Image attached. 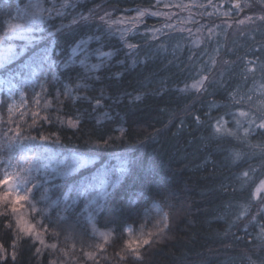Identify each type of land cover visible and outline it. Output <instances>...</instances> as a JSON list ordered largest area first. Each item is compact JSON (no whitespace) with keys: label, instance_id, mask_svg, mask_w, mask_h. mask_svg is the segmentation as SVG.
<instances>
[{"label":"trees","instance_id":"obj_1","mask_svg":"<svg viewBox=\"0 0 264 264\" xmlns=\"http://www.w3.org/2000/svg\"><path fill=\"white\" fill-rule=\"evenodd\" d=\"M29 1L0 0V32L15 20L8 13L18 17ZM41 1L42 32L32 35L36 47L24 58L43 50L49 32L56 33L49 51L54 48L59 61L81 39L102 32L104 51L114 53L91 74L98 79H85L78 61L54 69L55 78H40V96L53 110L47 120L20 123V139L36 137L58 160L96 150L90 168L66 178L50 175V201L59 199L62 207V193L79 180L122 162L120 157L131 161L95 214L96 226L115 235L105 249L109 260L99 264H264V195H252L264 180V134L256 127L264 120V0ZM143 11L170 16L148 15L135 23ZM82 84L88 90L74 91ZM36 90L25 89L28 99ZM100 90L104 107L94 111ZM6 106L0 107L4 121ZM42 109L46 114L48 108ZM105 111L111 119L103 118ZM80 203L77 212L59 211L44 222L53 237L49 245L21 232L10 213H0V264H57L54 243L65 252L91 250L95 239L82 223ZM130 228L160 230L130 253Z\"/></svg>","mask_w":264,"mask_h":264},{"label":"snow or ice","instance_id":"obj_2","mask_svg":"<svg viewBox=\"0 0 264 264\" xmlns=\"http://www.w3.org/2000/svg\"><path fill=\"white\" fill-rule=\"evenodd\" d=\"M235 7L239 8V5L237 4ZM141 15H143V13H141ZM8 16L10 19L20 18H13L11 13H8ZM261 18L264 19V17ZM101 19L103 20V17H101ZM241 23H243V21H241ZM0 24H2V22H0ZM31 31L32 29L25 27L22 23L7 24V30L3 35H0V42H4L5 40L19 41L20 44L17 46L15 62H9L7 64L0 63V73L10 74L15 79L17 77L24 78L25 73L28 72L33 78L42 77L46 82L47 77L49 76L55 78L54 69L58 70L61 67L68 68L70 66H74L78 61L79 65L84 69L85 79H98V77H93L91 74L99 72V70L105 66V62L110 61L111 57L114 55L111 51H104V42L107 34L102 32L100 35L91 36L87 40L81 39L72 49L71 56L66 57L63 61H59L53 58L54 55H56L55 49L53 48L51 52L49 51L52 40L56 37V33L49 32L48 39L43 41V50L40 55L33 60L32 64H28L24 59V56L28 51L36 47V38L30 35ZM57 31H59V29ZM93 42L99 45V47L92 48L90 45ZM128 47L132 48L133 45L128 44ZM59 55L63 56L64 53L61 52ZM93 57L96 58L98 63H90V60ZM196 86L197 85H193V87ZM80 90H88V85H78L77 89L74 91ZM100 91L101 95L95 98V104L92 105L94 111H99L104 107L102 103V101L105 100L103 95L104 90ZM67 94L72 95L71 92ZM84 99L88 98L84 97ZM108 99H111V97H108ZM139 99V96L135 97V100ZM240 115L246 116L247 113L241 112ZM103 118L111 119L107 111L103 112ZM196 120L198 121L199 117H196ZM77 123H79L78 118ZM219 123L220 121H217V124ZM251 123L256 124V121L252 120ZM69 125L74 126L72 121H69ZM256 127L262 130L261 134H264V120H261L260 123L256 124ZM216 131L219 132L220 127H217ZM247 133L248 130L246 129L245 134L247 135ZM17 138V143L15 145H10L6 150L5 155H7V159H0V169L3 170L2 173H0V206L13 214H17L22 206L27 205L32 212L42 216L43 220H47V215L38 209L37 205L48 204V201L50 200L49 193L52 191L53 181L50 180L46 174V169L41 168L38 154L35 163L28 168L19 167V161L17 164L12 163V160L16 159L17 148H19L20 153L23 155L25 148L29 151H32L33 149L46 150L47 146L35 143L37 138L31 136L30 134L23 137V139L30 142L28 144L19 142V133H17ZM104 143L107 144L108 141H104ZM96 155V150L91 149L86 154L73 156L71 158V169L76 170L77 168L86 167L94 163ZM238 155L239 154H237V156ZM118 159L122 161L119 165L112 168L105 167L102 174L89 178L87 181L73 186L62 193V202L64 205L62 212H73L81 199H84L87 202V205L93 213L98 211L102 197L108 195L109 189L115 187V185L120 182L121 175L128 170V165L131 164V161H127L124 157H120ZM243 175L248 176V172L243 173ZM262 191H264V180L259 182V185L256 187V191L252 195L258 196V194ZM73 193H75V195H73ZM139 198L142 200L143 194H141ZM135 199L136 197L134 196L127 202L128 211L134 210L133 204ZM60 203L61 200L58 199L54 206L59 208ZM58 219L63 220L64 218L63 216L58 215ZM90 221L91 217H89L86 223H89ZM19 223L20 222L18 221V224ZM41 228L45 231L47 230L44 227L43 222H41ZM33 230L34 225L31 227H20L21 232H26L29 235H31ZM37 235H39V233H37ZM39 242L41 244L43 243L42 240ZM150 242L151 241L148 239L142 241L145 245ZM133 244H135L136 247H139L141 241H133L129 243V247L132 248L133 252H135L136 247H133ZM52 247H55V245H52ZM37 252H39V249H37ZM138 258L139 257H137V259ZM14 259L15 255L13 254V260Z\"/></svg>","mask_w":264,"mask_h":264},{"label":"rangeland","instance_id":"obj_3","mask_svg":"<svg viewBox=\"0 0 264 264\" xmlns=\"http://www.w3.org/2000/svg\"><path fill=\"white\" fill-rule=\"evenodd\" d=\"M28 3L29 6L21 10V14L18 16L20 18H17L10 23L24 24L25 27L32 29V31L30 32V35L32 36L35 35L36 33L42 32V30L38 29L42 27V24L40 22L41 20L40 6L42 5V1L30 0ZM163 8L165 10L166 9L168 10L170 7L164 6ZM141 13H143V15H141ZM166 13L169 12L163 13L157 11H145V12L143 11L136 13L135 17L132 20L135 23L139 24L144 16L160 15L162 17L163 16L169 17L170 15ZM174 14H176V12ZM6 30L7 27L3 32H0V35H3ZM19 44H20L19 41L5 40L4 42H0V63H4V64H7L9 62L14 63L16 60L17 46ZM40 53L41 51H37L33 55L28 56L27 58L24 59L28 64H32L33 60H35L40 55ZM40 78L42 79V77L33 78L28 72L25 73L24 78L17 77L15 79L10 74L0 73V107L4 102L7 104L5 109V114L7 115V119L5 121L3 120V117L0 113V159H7V155H5L7 148L10 145H15L17 143V139H18L17 133L20 134V129H21L20 123L25 122L29 118H34V119L38 117L42 118L41 116H44V118L47 120L48 118L46 116L49 115L48 112L53 110L51 107H49L48 104L49 101H47L45 97L40 96V93L42 92L41 90L42 84L40 82ZM29 87L39 88V90H36L35 95H33L34 97H32L31 100L28 99L27 94L25 92V89ZM41 95H45V93L42 92ZM44 106L48 108L46 114H43L42 108ZM7 125L8 127H6ZM20 140L24 141V139L22 138ZM26 149L27 148H25L24 154L22 155L19 151V148H17L16 159H13L12 163L17 164V162L19 161L20 162L18 165L19 167L28 168L35 163L38 154L40 166L42 169H46V174L48 175L49 179L51 178L50 175H54V174L66 178L68 175L78 173L79 171L90 168L92 166V164H90L86 167H80L77 168L76 170H72L71 169L72 157L58 160L57 156L51 151L49 147H46V150L36 149L29 151ZM120 163L121 162L118 161L116 162V164L109 166L107 168H112L114 166L119 165ZM2 171L3 170L0 169V173H2ZM102 172L103 169L95 172L94 174L86 176L85 178L79 180L76 183V185H79L87 181L89 178L98 176L102 174ZM127 172L128 170L123 175H121L120 181L127 174ZM262 194L264 195V191L260 192L258 196H255V198L258 199L259 196H261ZM73 195H75V193ZM81 200L84 201L83 208L80 214L82 216L81 217L82 223H84L88 227L87 229L89 230L90 236L93 237V239H95V246L89 251L86 252L82 251L78 253L74 251L65 252L60 245L54 243L53 245H55V247H52L51 244L50 249L52 253L58 254L57 264H86L87 262L99 264L100 260H107V261L109 260V258H107V256L105 255V249L106 246L109 245L111 241L114 239L115 236L114 231L112 229H99L96 226L95 214L97 213V211L93 213L89 208V206L87 205V202L84 199ZM54 205L55 203H52V201L49 200L47 205H37V208L47 215L48 217L47 220H51V217L58 214L59 211L61 213L63 209L62 205H59V209H57V207H55ZM78 205L75 207V210L73 212H77L79 208ZM0 213L1 214L10 213L15 218L17 223L18 221L20 222L19 223L20 227L21 226L31 227L34 225V230L32 231L31 235H33L37 241L42 240L43 241L42 245L45 244L49 245V243L53 240L52 234L41 228V222H43L44 224L46 220H43L42 216H39L36 213L32 212L27 205L22 206L17 214H13L10 211L4 209L2 206H0ZM89 217H91V221L89 223H86ZM158 228H164V226L162 225ZM158 230L160 229L157 228L154 229L141 228L139 230H134L132 228L127 229L126 230L127 239L125 241L126 250L130 253L138 252V250L145 245L142 243V241L145 239L151 241L153 238L157 237ZM37 233H39V235H37ZM133 241H141L139 247H136V245L133 244V247H136L135 252H133L132 248L129 247V243Z\"/></svg>","mask_w":264,"mask_h":264}]
</instances>
